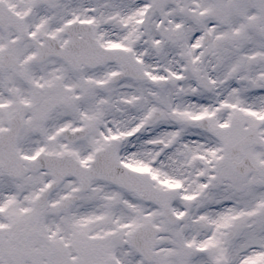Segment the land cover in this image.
Masks as SVG:
<instances>
[{"label":"snow or ice","instance_id":"6c2138e0","mask_svg":"<svg viewBox=\"0 0 264 264\" xmlns=\"http://www.w3.org/2000/svg\"><path fill=\"white\" fill-rule=\"evenodd\" d=\"M0 264H264V0H0Z\"/></svg>","mask_w":264,"mask_h":264}]
</instances>
